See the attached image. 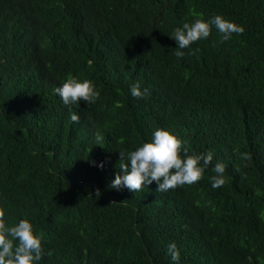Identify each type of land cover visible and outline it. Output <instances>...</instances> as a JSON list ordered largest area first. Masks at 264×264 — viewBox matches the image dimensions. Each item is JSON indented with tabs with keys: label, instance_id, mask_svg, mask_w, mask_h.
Wrapping results in <instances>:
<instances>
[{
	"label": "trees",
	"instance_id": "obj_1",
	"mask_svg": "<svg viewBox=\"0 0 264 264\" xmlns=\"http://www.w3.org/2000/svg\"><path fill=\"white\" fill-rule=\"evenodd\" d=\"M214 15L244 31L176 57L173 29ZM69 75L97 101L63 105ZM156 128L225 184L111 188ZM0 209L43 235L39 264H170V242L180 264H264V0H0Z\"/></svg>",
	"mask_w": 264,
	"mask_h": 264
},
{
	"label": "clouds",
	"instance_id": "obj_2",
	"mask_svg": "<svg viewBox=\"0 0 264 264\" xmlns=\"http://www.w3.org/2000/svg\"><path fill=\"white\" fill-rule=\"evenodd\" d=\"M221 35V42L230 40L233 33L244 31L241 25L214 15L207 20L196 19L192 23L184 22L175 27L169 37L176 43L174 55L182 58L183 49L191 53L190 45L198 40L207 39L212 28ZM134 98H144L148 89H141L139 83L129 86ZM63 105H76L83 101L85 105L93 104L100 96L93 81L80 80L69 75L63 83L53 89ZM79 115L73 112L71 120L79 122ZM119 172L111 181L113 189L127 188L131 192L140 191L153 182L156 192L166 193L185 184L191 185L203 178L205 170L212 166L214 175L210 177L213 189L225 184L226 164L222 161L212 165L213 153H189L185 142L167 129L156 128L151 133V139L143 142L134 150L118 151ZM93 166L103 168V161H91ZM43 235L34 232L33 224L28 219H19L11 226L7 223L5 212L0 209V264H39L44 251ZM170 264H180V250L175 242L167 245Z\"/></svg>",
	"mask_w": 264,
	"mask_h": 264
}]
</instances>
